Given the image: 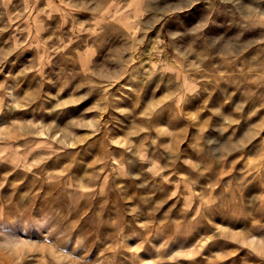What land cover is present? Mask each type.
I'll return each instance as SVG.
<instances>
[{
	"label": "rangeland",
	"instance_id": "374dc122",
	"mask_svg": "<svg viewBox=\"0 0 264 264\" xmlns=\"http://www.w3.org/2000/svg\"><path fill=\"white\" fill-rule=\"evenodd\" d=\"M0 264H264V0H0Z\"/></svg>",
	"mask_w": 264,
	"mask_h": 264
}]
</instances>
